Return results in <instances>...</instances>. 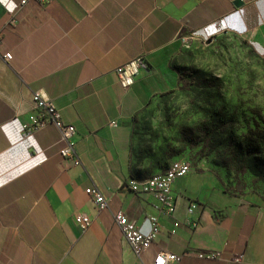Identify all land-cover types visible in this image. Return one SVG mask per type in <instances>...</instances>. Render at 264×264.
Returning a JSON list of instances; mask_svg holds the SVG:
<instances>
[{"label": "crops", "instance_id": "obj_1", "mask_svg": "<svg viewBox=\"0 0 264 264\" xmlns=\"http://www.w3.org/2000/svg\"><path fill=\"white\" fill-rule=\"evenodd\" d=\"M234 2L0 0V52L12 53L8 62L0 55V264H150L160 251L181 256L168 264H264V205L221 191L213 170L193 166L173 181L170 214L126 184L142 179L131 159L133 117L176 85L172 61L186 40L231 33L264 50V0ZM133 58L141 65L123 88L115 70ZM36 90L73 124L79 163L62 158L53 124L23 136L29 116L40 114ZM90 186L104 194L106 208L85 192ZM117 212L142 233L158 216L139 256ZM79 213L91 219L85 229ZM200 251L221 257L199 258Z\"/></svg>", "mask_w": 264, "mask_h": 264}, {"label": "rangeland", "instance_id": "obj_2", "mask_svg": "<svg viewBox=\"0 0 264 264\" xmlns=\"http://www.w3.org/2000/svg\"><path fill=\"white\" fill-rule=\"evenodd\" d=\"M243 40L229 33L183 43L172 61L176 85L133 119L139 181L185 158L213 170L221 191L264 205V50Z\"/></svg>", "mask_w": 264, "mask_h": 264}, {"label": "built area", "instance_id": "obj_3", "mask_svg": "<svg viewBox=\"0 0 264 264\" xmlns=\"http://www.w3.org/2000/svg\"><path fill=\"white\" fill-rule=\"evenodd\" d=\"M30 0H20L21 6H25ZM39 2H47L48 0H38ZM12 23V21L10 22ZM2 41V33L0 32V45ZM1 57L5 61L12 59L10 51L0 52ZM141 59L133 58L126 63L121 64L115 70L118 81L123 88H129L135 81L136 74L140 68ZM33 106L40 111L38 116L31 114L29 120L31 125L25 130L23 136L29 138L34 131L39 130L49 124H53L60 133L63 147L60 149V155L63 159H68L74 164L80 162L75 149V143L72 141L75 128L73 124L64 122L61 118L59 110L53 101L47 98L39 90L32 94ZM193 165L185 158L172 160L168 167L157 173L152 181L134 180L132 177L127 181V186L134 191L152 194L159 202L158 207L164 210L166 214H170L175 209V193L172 189L173 181L181 176L187 175ZM85 192L93 199L98 209L102 210L108 206V201L104 194L94 186L85 189ZM189 212L193 208L189 206ZM151 230L148 233H142L134 220L129 219L124 213L117 212L114 216L116 224L119 226L121 233L130 245L134 253L139 256L151 244L154 235L158 231V216L151 215L149 217ZM75 220L82 229H85L91 222L86 215L79 213L75 215ZM195 225V222H193ZM199 258L217 259L221 257L217 251H200L197 253ZM180 255L169 251L158 252L150 264H168L169 262H179Z\"/></svg>", "mask_w": 264, "mask_h": 264}, {"label": "bare ground", "instance_id": "obj_4", "mask_svg": "<svg viewBox=\"0 0 264 264\" xmlns=\"http://www.w3.org/2000/svg\"><path fill=\"white\" fill-rule=\"evenodd\" d=\"M156 174H157V173L152 174V175L146 177L143 181H152V180H153V177H154Z\"/></svg>", "mask_w": 264, "mask_h": 264}, {"label": "trees", "instance_id": "obj_5", "mask_svg": "<svg viewBox=\"0 0 264 264\" xmlns=\"http://www.w3.org/2000/svg\"><path fill=\"white\" fill-rule=\"evenodd\" d=\"M243 41H245L246 42V40H243ZM135 117V116H134ZM134 117H133V119H134ZM247 143L249 144L250 143V141L248 140L247 141ZM164 171V170H163ZM203 259H208V258H203ZM208 260H212V259H208Z\"/></svg>", "mask_w": 264, "mask_h": 264}, {"label": "water", "instance_id": "obj_6", "mask_svg": "<svg viewBox=\"0 0 264 264\" xmlns=\"http://www.w3.org/2000/svg\"><path fill=\"white\" fill-rule=\"evenodd\" d=\"M240 2V0H235L234 4H238Z\"/></svg>", "mask_w": 264, "mask_h": 264}]
</instances>
